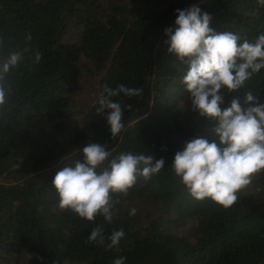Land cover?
Instances as JSON below:
<instances>
[{"label": "trees", "instance_id": "1", "mask_svg": "<svg viewBox=\"0 0 264 264\" xmlns=\"http://www.w3.org/2000/svg\"><path fill=\"white\" fill-rule=\"evenodd\" d=\"M130 2L0 0V264H264V0Z\"/></svg>", "mask_w": 264, "mask_h": 264}, {"label": "rangeland", "instance_id": "2", "mask_svg": "<svg viewBox=\"0 0 264 264\" xmlns=\"http://www.w3.org/2000/svg\"><path fill=\"white\" fill-rule=\"evenodd\" d=\"M130 0H126V4H130ZM77 21V20H76ZM79 26V24L81 23H77ZM76 25V24H75ZM78 30L77 28L72 24V23H68V30H66V34L67 37L64 38L63 41L70 43L71 40L73 39V37L75 38L77 36ZM90 62V60L87 62L86 60H82L80 65H76L77 70H78V74H79V82L76 84V88L83 87L85 88L84 91L89 90L90 88L88 87H92L95 89V92H93L91 90V94H93L92 97H90L91 99H89V101H94L98 98V94L102 88L101 84L103 83V76L104 73H92V69H90V65L88 64ZM92 68V67H91ZM81 79V80H80ZM80 87V88H81ZM76 91L72 90V92L70 93V97H72L74 95ZM191 95L185 96L187 97L185 100L186 101H190L189 97ZM75 104V103H74ZM73 104V105H74ZM88 108L86 107L85 111H87ZM83 146L80 147H75L74 145H72L71 149H70V153L66 156H61L60 158H56L55 161H53L51 164H49V166L46 168V172H51V171H55V172H60V171H64V169H70L73 166H68L67 163L68 162H74L76 160L79 159V157L81 156V152L84 151ZM227 154L229 155L230 152H227ZM43 155H40V158H42ZM62 159V160H60ZM59 160V162L57 163V161ZM178 232H180V230H178Z\"/></svg>", "mask_w": 264, "mask_h": 264}, {"label": "water", "instance_id": "3", "mask_svg": "<svg viewBox=\"0 0 264 264\" xmlns=\"http://www.w3.org/2000/svg\"><path fill=\"white\" fill-rule=\"evenodd\" d=\"M64 27H65V25H64L63 28L60 30L59 34L57 35V37H56L55 40H54V45H55V46H56V43H57L58 38L60 37V35H61L62 32H63ZM56 80H58V79H56ZM56 80H54V81H56ZM38 90H39V89H35V90H33V91H32L30 94H28L27 96L32 95L35 91H38ZM16 109H17V107H14V108L10 111V113H9V117H8L6 123H5V128H4V129H5V132L7 131L8 126H9V123H10V116H11L12 114H14V112L16 111ZM6 154H7V152L4 153V154H2V155H0V158L6 156Z\"/></svg>", "mask_w": 264, "mask_h": 264}]
</instances>
